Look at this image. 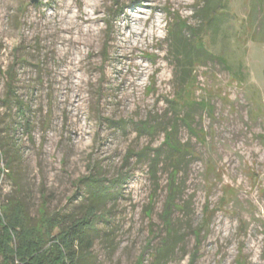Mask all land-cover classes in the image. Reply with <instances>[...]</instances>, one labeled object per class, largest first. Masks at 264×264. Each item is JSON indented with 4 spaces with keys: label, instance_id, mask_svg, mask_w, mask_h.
<instances>
[{
    "label": "rangeland",
    "instance_id": "rangeland-1",
    "mask_svg": "<svg viewBox=\"0 0 264 264\" xmlns=\"http://www.w3.org/2000/svg\"><path fill=\"white\" fill-rule=\"evenodd\" d=\"M201 1L0 0V217L103 203L78 264H264V4L218 0L207 25ZM176 24L196 29L177 52Z\"/></svg>",
    "mask_w": 264,
    "mask_h": 264
},
{
    "label": "trees",
    "instance_id": "trees-1",
    "mask_svg": "<svg viewBox=\"0 0 264 264\" xmlns=\"http://www.w3.org/2000/svg\"><path fill=\"white\" fill-rule=\"evenodd\" d=\"M217 1L218 0L201 1L202 6L199 7L197 13L200 14L202 18L201 21L205 22L207 25L209 23L212 24V22L214 23L213 17L216 6L218 5ZM256 1L259 4H264V0ZM184 26L176 24L178 30H174L173 34L169 32V34L171 33L172 35L171 42L175 52L178 50L182 51L187 45L190 43L192 44L191 38H194V35H196L194 32L196 29ZM184 31L188 35L186 37L187 39L182 35ZM189 39L190 41L187 42ZM197 46L196 49L198 51L210 55V53L204 50L200 45ZM180 56L184 63H182L179 68L183 73L186 71L189 72L188 80L190 81L192 70L188 71L187 68L189 65H185L189 58H183L182 55ZM194 63L199 64L200 61H194ZM227 68L231 71L229 67ZM235 74L237 73H233V75ZM9 92L11 93L10 87ZM19 110L23 114L25 108L22 107V109ZM174 132V128L171 127L170 130L165 133L162 145L166 146L168 150L173 153L174 159L178 162V158L180 157L179 154L182 152V149L179 142L172 137ZM1 157L0 154V161ZM0 172H2V170H0ZM174 172L177 174L176 171ZM172 182L174 181L172 180ZM91 184L89 188L93 192V197L96 199H104L109 187L103 186L98 180H93ZM173 201V197L168 199L166 207L171 204L173 205ZM102 204L98 203L88 206L85 215L80 219H57L41 211L40 219L35 227L27 226L25 216L21 212V206L17 204L15 206L12 205L11 209L16 210V212L12 211L13 213L11 215H21V217L19 216V219L15 217L14 221H11L9 218L5 220L4 217H0V264H78L80 258L78 252L82 251L86 253L91 248L88 234L95 226V219L98 216L97 211ZM5 211L7 210H4V214L7 215ZM168 212L169 211H166L164 214L165 217L168 215ZM17 228H19L18 231H16ZM55 231L56 233H54ZM191 262H193V258ZM141 263L142 260L140 257L137 264Z\"/></svg>",
    "mask_w": 264,
    "mask_h": 264
},
{
    "label": "bare ground",
    "instance_id": "bare-ground-1",
    "mask_svg": "<svg viewBox=\"0 0 264 264\" xmlns=\"http://www.w3.org/2000/svg\"><path fill=\"white\" fill-rule=\"evenodd\" d=\"M64 12H66V11H70V5H65V7H64ZM64 15V14H63ZM67 15V14H66ZM84 16V15H83ZM83 16L81 15V13L79 14H76L75 16L74 15H71L70 17H72V18H74V19H77V20H81V22L82 23H88L89 21H90V18H88V17H86L85 19H83ZM63 17V16H62ZM67 17V16H66ZM54 18L58 21V19H59V17L58 16H56V15H54ZM70 21V20H69ZM71 21H72V19H71ZM70 21V22H71ZM94 21V20H93ZM78 23V22H77ZM56 24V23H55ZM60 25V24H59ZM74 25H72L71 23H69L67 26H65V27H59L58 28V33H59V36L60 37H62V34H68V37H64L65 38V40H67L68 42H71V43H74V42H76V40L74 39V37L72 36V32H73V29L75 28V27H73ZM127 27L126 28H128V29H130L129 28V25H126ZM76 27H77V30L79 31V35L81 34V36H88V35H90L91 34V29H88V28H86V29H81L79 26H77L76 25ZM149 32H150V34L152 35V36H154L155 35V31L156 30H158V25L156 24V23H154V22H150L149 23ZM136 33V32H135ZM132 34V33H131ZM138 34V35H137ZM137 34H136V39L137 38H141V41H142V39H144L145 37H147V31H144L143 29L141 30V28L139 29L138 28V32H137ZM64 36V35H63ZM135 36V35H134ZM82 38H84V37H82ZM127 39V38H126ZM132 39V38H131ZM62 40V39H61ZM128 40V39H127ZM135 41V40H134ZM141 68V67H140ZM141 70H142V68H141ZM142 72V71H141Z\"/></svg>",
    "mask_w": 264,
    "mask_h": 264
}]
</instances>
